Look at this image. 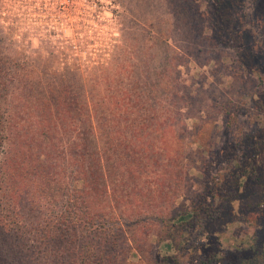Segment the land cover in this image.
<instances>
[{
  "label": "rangeland",
  "instance_id": "374dc122",
  "mask_svg": "<svg viewBox=\"0 0 264 264\" xmlns=\"http://www.w3.org/2000/svg\"><path fill=\"white\" fill-rule=\"evenodd\" d=\"M214 8L213 0H0V113L17 129L51 132L42 148L53 145L58 165L53 194L78 179L76 165L85 171L101 159L109 205L137 240L131 263L166 264L165 245L185 239L226 260L237 250L249 256L256 241L264 251L261 184L242 187L215 222L178 239L169 228L227 167L222 152L234 141L213 105L263 83L241 65L264 48V0ZM214 29L232 42L211 41ZM252 112L239 122H257ZM176 256L193 257L187 248Z\"/></svg>",
  "mask_w": 264,
  "mask_h": 264
},
{
  "label": "trees",
  "instance_id": "16d2710c",
  "mask_svg": "<svg viewBox=\"0 0 264 264\" xmlns=\"http://www.w3.org/2000/svg\"><path fill=\"white\" fill-rule=\"evenodd\" d=\"M213 1L218 13L240 0ZM222 33H226L225 29ZM221 35L215 30L210 40L223 45L232 42V37ZM248 55L256 63L241 66L263 82L261 89L241 91L234 104L213 105L214 110L221 112L223 129L234 144L222 152L226 169L215 173L208 190L192 197L183 213L170 219V230L180 231L175 238L189 233L193 226L203 227L223 217L225 210L240 199L242 187L244 190L246 186L261 184L264 188V48ZM5 88L0 83V96ZM248 106L257 122H239ZM41 121H37L38 125ZM50 134L17 129L11 116L0 113V264H136L128 259L137 250V240L126 237L118 207L109 205L108 175L100 158L85 171L82 165H76L78 179L73 180L66 193H51L54 184L60 186L62 182L54 183L52 170L58 165L51 160L53 145L42 148V139L50 140ZM202 139L207 142L208 136L202 134ZM170 150L164 144L163 151ZM257 208L264 210V192ZM256 242L252 243L249 256L237 250L234 260H226V256L218 257L215 252L199 253L194 243L186 244V239L184 243L177 240L165 245L162 258L166 264H180L176 251L186 256L187 248L193 256L191 264H254L264 257Z\"/></svg>",
  "mask_w": 264,
  "mask_h": 264
}]
</instances>
